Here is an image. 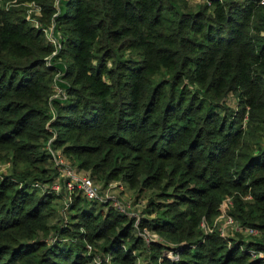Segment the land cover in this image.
<instances>
[{
	"label": "trees",
	"instance_id": "obj_1",
	"mask_svg": "<svg viewBox=\"0 0 264 264\" xmlns=\"http://www.w3.org/2000/svg\"><path fill=\"white\" fill-rule=\"evenodd\" d=\"M197 1L0 0V264H264V0ZM50 137L145 204L41 193Z\"/></svg>",
	"mask_w": 264,
	"mask_h": 264
},
{
	"label": "built area",
	"instance_id": "obj_2",
	"mask_svg": "<svg viewBox=\"0 0 264 264\" xmlns=\"http://www.w3.org/2000/svg\"><path fill=\"white\" fill-rule=\"evenodd\" d=\"M27 7H29V10L25 11V19L31 22L32 24H37V22L34 20V18L31 16V14H38V9L35 7L32 3L26 4ZM32 10V11H31ZM30 11L31 13H27ZM49 30L46 31V29H43L44 35L47 38L48 41H50L53 45L55 44V41L51 35V27H48ZM52 98H59L62 94L60 88L54 86ZM51 118L53 116L52 111H50ZM45 152L47 153L49 157V161L51 165L54 167V169L57 172L56 179L51 183H36L33 184V186L41 193L43 192H51V193H58L61 191L62 193V199H63V205L66 206L67 203L71 200L72 195H81L83 198L89 201H98V202H105L109 204V207L119 211L124 212L127 209V206L115 199L109 190V184L108 186H101L102 189L97 188L96 185H94V182L88 175H79V170H77L68 160L67 157H65L61 150L53 147L52 145V137H50L44 144ZM3 168H7V164L1 165ZM120 184V183H119ZM123 186V185H122ZM108 187V188H107ZM124 187V186H123ZM107 188V189H105ZM125 188V187H124ZM104 189V190H103ZM125 190H127L125 188ZM228 200V199H227ZM225 200L221 205V211L223 208V205L227 202ZM223 213V211H222ZM224 217L222 229L220 231V235L222 237H225V235H229L225 228L230 226L234 231H243L238 226L237 222L232 220L230 217H225V212L222 214ZM225 226V227H224ZM232 230V231H233ZM243 233L250 234V235H258L257 229H245ZM146 241L149 240H157V236L154 234H143Z\"/></svg>",
	"mask_w": 264,
	"mask_h": 264
},
{
	"label": "rangeland",
	"instance_id": "obj_3",
	"mask_svg": "<svg viewBox=\"0 0 264 264\" xmlns=\"http://www.w3.org/2000/svg\"><path fill=\"white\" fill-rule=\"evenodd\" d=\"M194 2H199L197 0H193ZM57 2L58 0H54V5L57 7ZM24 9L25 11L29 10V7H27L26 5L24 6ZM32 11V10H31ZM28 14L31 13L30 11L27 12ZM31 15H35V14H31ZM36 16V15H35ZM46 31L49 30L48 27L45 28ZM228 104L230 107H235V101L233 100L232 97H230L228 99ZM65 157L68 158V160L70 161L69 157L64 155ZM71 163V162H70ZM6 170L5 168H3L1 165H0V180H3V176L6 174ZM79 175H87V173L84 171V170H79ZM94 185L97 186L98 190L99 189H102V187L100 186L101 184L98 183V182H94ZM108 186V185H107ZM109 190H110V193L111 195L117 199L118 201H120L121 203H123L124 205L127 206V209L129 212H132V211H136V210H139L141 209V207L145 204L146 202V199L145 197H143L139 203H135L134 202V193H131L129 192L128 190H125V188L119 184V181L118 180H112L109 184ZM108 188V187H107ZM105 188V189H107ZM104 190V189H103ZM227 209V204L225 203L223 205V208H222V211L223 213L226 211ZM222 213V214H223ZM219 220L222 222L224 220V217L222 215H220L219 217ZM225 227V226H224ZM226 232L229 234V235H235L236 233H238L237 231H234L230 226H228L227 229H225ZM233 230V231H232ZM141 263H143V261H141Z\"/></svg>",
	"mask_w": 264,
	"mask_h": 264
}]
</instances>
